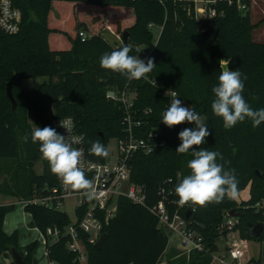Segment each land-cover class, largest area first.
I'll use <instances>...</instances> for the list:
<instances>
[{
	"label": "trees",
	"instance_id": "1",
	"mask_svg": "<svg viewBox=\"0 0 264 264\" xmlns=\"http://www.w3.org/2000/svg\"><path fill=\"white\" fill-rule=\"evenodd\" d=\"M12 1L23 16L17 33L0 30V160H12L16 165L13 179L0 183V193L26 201L58 183L49 163L42 159L39 143L31 142L34 127L30 120L43 128L53 127L56 118L73 117L77 129L85 134L88 156L104 160L89 154L90 142L99 140L107 147L110 139L125 135V109L120 102L107 98L106 93L110 87L126 89L135 93L133 112L142 122L135 132L152 144L149 150H139L131 158V181L143 187L146 201L140 204L127 196L119 198L115 217L104 227L107 237L102 249L86 243V264H158L169 244L153 211L160 201L166 203L172 217L179 214L185 218L206 245L205 251L189 253L172 247L168 264H211L214 253L220 251L217 239L232 231L247 241H264V211L257 207L264 199V123L253 127L246 118L225 130L222 118L211 109L215 98L212 87L219 82L221 59L230 61L226 65L229 70L246 74L243 96L250 107L264 108V42L253 37L264 18L252 22L251 0H244L248 5L245 11L239 9L237 0L211 3L218 15L205 23V29L196 20V0ZM111 10L124 16L113 17ZM155 26L161 27L157 39ZM106 28L122 39L128 31V41L112 44L101 34ZM81 31L88 34L85 40ZM124 45L131 47L129 54L134 56L143 46L154 45L147 56L154 58L153 71L129 82L120 73L102 69L101 56ZM75 72L82 73L86 89L77 85ZM40 76L48 80L36 88L21 85L23 79ZM8 83H12L19 104L15 111L6 92ZM172 91L187 107L206 116L212 134L200 148L222 154L223 160L218 158L217 162L224 164L225 170H234L238 193L249 186L248 199L226 197L219 204L204 207L178 206L175 187L190 174L187 163L193 157L191 150L187 154L175 151L181 143L178 134L189 123L169 128L162 122ZM25 134H29L27 142ZM36 162L43 164L41 173L34 169ZM192 207L196 210L192 211ZM14 208V204L0 205V256L11 255L13 247L19 250L18 231H4L5 217ZM25 210L46 238L50 262L82 264L78 253L68 247L69 236L51 241L48 233L49 228L65 229L71 222L67 212L40 204H26ZM231 211L238 216H231ZM227 218H235V223L227 226ZM257 224L263 225V231L254 236L252 228ZM37 247L35 241L26 252L21 251L26 264H33ZM250 262L264 264L261 258Z\"/></svg>",
	"mask_w": 264,
	"mask_h": 264
},
{
	"label": "clouds",
	"instance_id": "2",
	"mask_svg": "<svg viewBox=\"0 0 264 264\" xmlns=\"http://www.w3.org/2000/svg\"><path fill=\"white\" fill-rule=\"evenodd\" d=\"M132 51L128 45L118 50L105 53L101 56L99 64L102 69L120 73L127 81L140 80L156 67L154 58L146 60L130 55ZM218 85L212 87L214 100L211 103L213 114L222 118L223 128L230 130L237 123L245 119L252 121L253 127L264 123V108L253 110L243 96L246 74L237 70H229V60L221 59ZM155 85V81L153 82ZM170 106L162 113V122L169 128L185 122L195 124V129L184 128L179 132L181 143L176 148L178 154H187L191 150L192 159L188 161L187 168L190 174L184 176L175 187V194L179 197L176 203L179 207L185 205L204 207L209 203H221L226 197L236 199L238 196L239 181L234 170H225L224 164L218 163L223 156L218 151L200 148L206 143V138L212 133L205 119L192 107H185L177 97L175 91L171 92ZM60 127L67 130L68 135H62L55 128L36 126L32 129L31 142L39 143L42 159L49 163L50 171L56 175L61 183L82 197L92 200L97 196L93 180L86 177L84 169V152L73 145L81 143L82 136L71 135L74 121L71 117L60 121ZM29 134H25L27 142ZM89 154L107 158L109 149L99 140L91 141ZM195 146V147H194ZM228 163V162H225ZM196 208L192 207V211Z\"/></svg>",
	"mask_w": 264,
	"mask_h": 264
},
{
	"label": "built area",
	"instance_id": "3",
	"mask_svg": "<svg viewBox=\"0 0 264 264\" xmlns=\"http://www.w3.org/2000/svg\"><path fill=\"white\" fill-rule=\"evenodd\" d=\"M217 0H201L205 5L199 7L196 3L195 15L200 25L215 18L218 12L211 6ZM231 1V0H230ZM197 2V0H196ZM232 2V1H231ZM239 9L245 11L248 5L244 0H237ZM22 11L15 6L12 0H0V30L8 33H17L21 28ZM80 36L85 40L88 34L85 31L80 32ZM147 58L149 52L141 50ZM107 98L118 101L125 109V135L117 139L116 154L108 156L104 160L91 159L87 154L85 134L77 129L75 120L71 135L82 136L81 143L73 146L82 149L84 152V169L86 177L93 180L97 191V196L92 200L82 197L78 192L66 188L57 178L58 183L53 187H46V193L26 200V204H40L49 208L61 209L65 199L76 197V221H71L63 231L59 229H48V233L57 239L62 235L69 236V249L78 253V258L82 264L87 262L86 243L95 244L104 233V227L113 219L118 210V200L121 196H127L135 203L145 204L146 195L143 187L136 185L131 181V158L139 150H149L151 142L135 129L141 126L142 122L137 117V112H133L135 93L128 90H118L110 87L107 90ZM69 117L56 118L53 121V128L62 135L67 137L68 132L65 128L60 127V121ZM259 209L264 211V199L257 204ZM153 211L157 214L160 222H164L173 228L181 241L183 249L189 253L193 250L205 251L206 245L203 236L197 231L188 227L187 220L179 214L173 217L164 201H160ZM235 218H227V226H232ZM248 251V241L242 239L240 243H234L229 246L225 252L214 253L213 261L219 264H254L244 260ZM52 264H58L52 262Z\"/></svg>",
	"mask_w": 264,
	"mask_h": 264
},
{
	"label": "rangeland",
	"instance_id": "4",
	"mask_svg": "<svg viewBox=\"0 0 264 264\" xmlns=\"http://www.w3.org/2000/svg\"><path fill=\"white\" fill-rule=\"evenodd\" d=\"M197 5L199 7L205 5L204 2H201V0H197ZM110 13L113 15V17H123L124 14L120 13L119 11L111 10ZM250 13L252 17V21L254 23H257L261 21L264 18V0H251V6H250ZM127 17V16H125ZM202 29H205V24H203ZM155 37L156 39L159 37L161 33V27L155 26L153 28ZM261 32L262 38L258 36V33ZM101 34L104 36L105 39H107L109 42H111L114 45H119L122 43L123 39L121 36L115 34L111 29L106 28L102 30ZM255 40H260L264 41V22L260 23L256 30H255ZM153 46H148V47H142L145 48L146 50H151ZM145 55L143 54L142 51H140L138 58L144 59ZM48 80L47 76H40L37 79H30L26 78L21 80V85L26 88H36L38 87L41 83L44 81ZM7 92V90H6ZM178 98V97H177ZM180 99V98H178ZM181 100V99H180ZM182 101V100H181ZM183 105L185 107L188 106V104L184 101H182ZM19 105V104H18ZM207 124V118L204 115H201ZM30 123L32 126L35 128L36 126L34 125L33 121L30 120ZM195 124L191 123L188 124L185 128H192L195 129ZM107 148L109 149V155L114 156L117 151V139L112 138L108 142ZM15 161L8 160V161H2L0 160V183L5 181V180H10L13 179L14 171H15ZM35 171L37 173H41L43 171V164L41 162H36ZM249 196V187H246L242 189L237 196V200L241 201L245 198H248ZM25 198L21 197H14V196H9L0 193V205L1 204H14L15 208L6 215L5 221H4V231L8 233L10 226V223L17 224V227L15 228L18 233H19V238H20V243H19V250L22 252H26L27 247L23 245V241H28L33 243L35 241L38 242V247L37 251H44V244H45V236L43 233H41L39 230L36 229V224L33 220V217L28 214L25 210ZM76 203H77V198L76 197H70L65 199V201L62 203L61 209L65 212L68 213L70 220L76 221L77 216H76ZM173 238L175 239V245L179 246L182 248V244L180 239L176 236ZM173 239V240H174ZM56 237L53 236L51 241H55ZM242 238L240 237L238 232L232 231L228 235H222L217 239V244L220 247V253L225 252V250L233 245L234 241H237L240 243ZM35 250V251H36ZM262 259L264 261V241L260 240H250L248 241V251L246 253V256L244 260L246 262L253 260V259ZM0 262L1 264H12L13 259L11 255H1L0 256ZM215 264H219L218 261L215 260Z\"/></svg>",
	"mask_w": 264,
	"mask_h": 264
},
{
	"label": "crops",
	"instance_id": "5",
	"mask_svg": "<svg viewBox=\"0 0 264 264\" xmlns=\"http://www.w3.org/2000/svg\"><path fill=\"white\" fill-rule=\"evenodd\" d=\"M253 22V21H252ZM257 28V27H256ZM256 28L254 29V31H253V37H254V39H255V30H256ZM262 33L261 32H259L258 33V36L259 37H261L262 38V35H261ZM256 41H259V42H264V41H260V40H256ZM155 45V44H154ZM154 45H153V47H154ZM153 47L151 48V50L153 49ZM144 51H146V52H150L151 50H146L145 48H142ZM143 60H145V57H144V59ZM225 67H226V65H225ZM249 187V186H248ZM249 196H250V188H249ZM249 196H248V198H249ZM248 198H245V199H248ZM29 215H31L30 213H28ZM32 216V215H31ZM34 220V219H33ZM35 222V221H34ZM9 226H10V229H9V231H8V233L9 234H11V233H13L16 229V227H17V224H15V222L13 223H10L9 224ZM159 228L163 231V233L168 237V239H169V244H168V248H167V250L165 251V253L162 255V257L160 258V261L158 262V264H168V258H167V255H168V252H169V250L172 248V247H176V248H178V249H181V250H183V247L181 248V247H179V246H176L175 245V239L173 238V236L174 237H178L179 238V236H178V234H177V232L173 229V228H171L169 225H167L166 223H164V222H160V224H159ZM36 229L37 230H39L40 231V229L36 226ZM41 232V231H40ZM42 233V232H41ZM46 239V238H45ZM174 239V240H173ZM19 243H20V238H19ZM31 242H29V240L28 241H23V245H25L26 247L30 244ZM234 243H238L237 241H234L233 242V244ZM46 245H47V241L45 240V244H44V251H34V253H33V264H52V262H50V260L48 259V255H47V249H46ZM219 246V245H218ZM218 254H221L220 252L218 253ZM133 264V263H132Z\"/></svg>",
	"mask_w": 264,
	"mask_h": 264
},
{
	"label": "water",
	"instance_id": "6",
	"mask_svg": "<svg viewBox=\"0 0 264 264\" xmlns=\"http://www.w3.org/2000/svg\"><path fill=\"white\" fill-rule=\"evenodd\" d=\"M205 33H207V32L205 31ZM128 36H129L128 31H125L124 35H123V40L125 42L128 41ZM74 77L76 79L77 85L81 86L83 89H86V85H85V81H84V77H83L82 73L81 72H75ZM7 95L11 101L12 109H13V111H15L17 109V106H18V100L13 93L12 83H8V85H7ZM189 215H190V211H188L187 217H189ZM230 215L233 217H237L238 213H236L235 211H231ZM262 231H263V225L257 224L252 228V235L259 236L262 233ZM106 237H107V232H104L101 235V237L99 238V240L95 243V247L97 249H99V250L102 249V247L105 243ZM11 257H12L13 261L15 262V264H26L23 254L16 247L12 248Z\"/></svg>",
	"mask_w": 264,
	"mask_h": 264
}]
</instances>
